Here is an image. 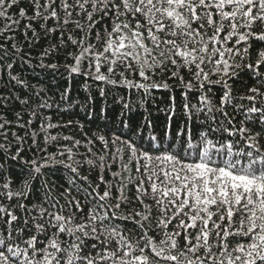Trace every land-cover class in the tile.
<instances>
[{
	"label": "snow or ice",
	"instance_id": "obj_1",
	"mask_svg": "<svg viewBox=\"0 0 264 264\" xmlns=\"http://www.w3.org/2000/svg\"><path fill=\"white\" fill-rule=\"evenodd\" d=\"M0 264H264V0H0Z\"/></svg>",
	"mask_w": 264,
	"mask_h": 264
},
{
	"label": "trees",
	"instance_id": "obj_2",
	"mask_svg": "<svg viewBox=\"0 0 264 264\" xmlns=\"http://www.w3.org/2000/svg\"><path fill=\"white\" fill-rule=\"evenodd\" d=\"M93 91H95V89L93 88ZM88 95L87 92L84 91V88L82 86V82L79 81V79L77 80L76 84H75V88H74V91L72 92V97H73V101H76V100H79V101H84V98ZM159 95H157V101L159 100ZM157 102L153 101V102H150V108H151V111L153 113V115H156V108H157ZM160 107H162V105H159ZM71 111L73 112H80V108L79 106H75L73 109H71ZM84 113L83 112H80V116H83ZM66 119V118H65ZM86 127L88 128H92V130L94 131L95 130V125H92V124H86L85 125Z\"/></svg>",
	"mask_w": 264,
	"mask_h": 264
}]
</instances>
